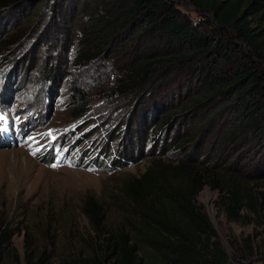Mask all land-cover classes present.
Instances as JSON below:
<instances>
[{"label":"rangeland","instance_id":"374dc122","mask_svg":"<svg viewBox=\"0 0 264 264\" xmlns=\"http://www.w3.org/2000/svg\"><path fill=\"white\" fill-rule=\"evenodd\" d=\"M113 1L0 8V264H25L27 255L33 264H94L101 240L82 212L86 202L106 209L98 233L122 224L130 202L123 190L153 155L239 176L264 167V141L248 144L252 134L236 132L243 100L226 92L203 98L205 69L197 66L211 59L161 62L172 56L167 45L144 31L143 17L125 23L129 4ZM167 1L200 20L190 0ZM153 60L152 73L130 82L126 70ZM178 142L183 147L172 149ZM247 183L260 197L264 177ZM218 196L204 187L197 203L228 264H264V200L257 199V214L243 210L232 221L216 206ZM98 255L100 264L114 261L108 252Z\"/></svg>","mask_w":264,"mask_h":264},{"label":"trees","instance_id":"16d2710c","mask_svg":"<svg viewBox=\"0 0 264 264\" xmlns=\"http://www.w3.org/2000/svg\"><path fill=\"white\" fill-rule=\"evenodd\" d=\"M34 1L0 0V8ZM113 2L129 4L125 14H133L125 23L143 17L142 24L147 28L144 31L153 32L152 37L167 45V53L172 56L161 62L211 59L207 67L197 66L199 71L205 69L200 72L204 73L206 89L203 98L208 100L226 92L235 102L243 100L236 132L242 130L243 137L251 133L248 144L264 141V0H190L201 17L198 21L167 0ZM94 18L89 16L88 22L94 23ZM155 63L159 62L153 60L126 70L127 75H133L130 82L142 81L147 72H153ZM201 101L195 99L194 106ZM167 122L168 118H164L159 130ZM182 145L178 142L172 149L179 150ZM261 147L263 150L264 145ZM101 163L94 162V166L101 167ZM208 165L198 161L165 163L162 157L153 155L145 173L132 178L123 190L130 200L128 208H123L127 213L123 223L103 234L98 232L103 230L100 223L105 207L92 200L86 202L82 212L101 240L91 261L101 263L100 251L114 256L112 264H228V255L208 215L197 203L198 195L204 187L217 191L216 206L232 221L239 220L243 210L257 214V199L264 200V191L257 192L258 197L246 183L264 177V167L259 171L250 166L252 170L239 176L233 169L218 171ZM0 226L2 236V222ZM247 248L251 256L252 244ZM1 258L0 250V262ZM24 262L33 264L29 255Z\"/></svg>","mask_w":264,"mask_h":264},{"label":"snow or ice","instance_id":"6c2138e0","mask_svg":"<svg viewBox=\"0 0 264 264\" xmlns=\"http://www.w3.org/2000/svg\"><path fill=\"white\" fill-rule=\"evenodd\" d=\"M55 165H53V167H54Z\"/></svg>","mask_w":264,"mask_h":264}]
</instances>
